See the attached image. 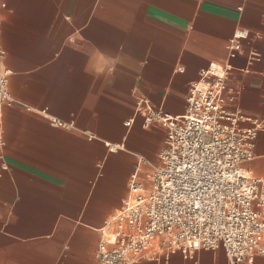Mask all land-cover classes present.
Segmentation results:
<instances>
[{
  "label": "crops",
  "instance_id": "crops-1",
  "mask_svg": "<svg viewBox=\"0 0 264 264\" xmlns=\"http://www.w3.org/2000/svg\"><path fill=\"white\" fill-rule=\"evenodd\" d=\"M0 20L14 100L3 108L0 264H100L101 230L131 176L148 183L166 146L143 103L184 115L210 69L226 72L228 109L261 123L243 169L264 177V0H0ZM240 30L248 38L231 56ZM137 264L227 258L201 250Z\"/></svg>",
  "mask_w": 264,
  "mask_h": 264
},
{
  "label": "built area",
  "instance_id": "built-area-1",
  "mask_svg": "<svg viewBox=\"0 0 264 264\" xmlns=\"http://www.w3.org/2000/svg\"><path fill=\"white\" fill-rule=\"evenodd\" d=\"M247 38L246 30L235 32L228 47L231 56ZM5 58L0 20V168L3 108L14 102ZM226 79L223 69L202 72L181 116L143 103L146 122L166 128V146L148 183L138 172L131 176L124 208L101 230L100 264H137L167 253L191 259L198 251L220 249L227 264H254L264 257V177L243 169L254 158L261 123L228 109ZM243 121H253V126L243 128Z\"/></svg>",
  "mask_w": 264,
  "mask_h": 264
},
{
  "label": "bare ground",
  "instance_id": "bare-ground-1",
  "mask_svg": "<svg viewBox=\"0 0 264 264\" xmlns=\"http://www.w3.org/2000/svg\"><path fill=\"white\" fill-rule=\"evenodd\" d=\"M217 70H220V68H216Z\"/></svg>",
  "mask_w": 264,
  "mask_h": 264
},
{
  "label": "rangeland",
  "instance_id": "rangeland-1",
  "mask_svg": "<svg viewBox=\"0 0 264 264\" xmlns=\"http://www.w3.org/2000/svg\"><path fill=\"white\" fill-rule=\"evenodd\" d=\"M210 252H212V251H210Z\"/></svg>",
  "mask_w": 264,
  "mask_h": 264
}]
</instances>
